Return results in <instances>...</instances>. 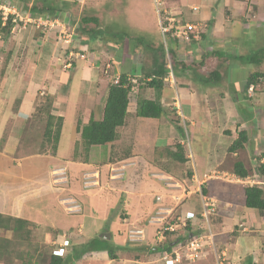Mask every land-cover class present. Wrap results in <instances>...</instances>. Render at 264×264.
Returning <instances> with one entry per match:
<instances>
[{"label":"crops","instance_id":"0c3cea01","mask_svg":"<svg viewBox=\"0 0 264 264\" xmlns=\"http://www.w3.org/2000/svg\"><path fill=\"white\" fill-rule=\"evenodd\" d=\"M261 1L264 0H164L162 9L165 15H162L163 13L161 15L169 20L198 26L199 41L198 38L195 39L194 42L196 43L189 45L188 49L192 53L199 51L205 53V55L202 54L204 62L206 58L207 60L213 58L228 59L232 54H227L226 51L229 49L232 51L240 50L239 47L245 43V37L252 30L262 29L259 27L264 21V11H259V7L262 6ZM161 19L158 16V24L162 23ZM157 33L159 32L157 31ZM238 37L241 38L240 42L236 40L237 44L230 41ZM8 39L12 40L11 36ZM8 39L6 41L11 42ZM15 39L16 42L12 41L10 49H7L13 53L12 59L6 64L4 74L0 75V138L4 135L5 130L8 133L0 151V199L6 198L7 201L6 205L0 203V214L25 219L38 227L44 226L54 229L58 235L66 232L71 235L72 246L86 243L97 237L96 234L108 226V237L114 244L116 258L110 259L105 251H94L85 254L73 264H158L165 256V252H157L155 249L163 248L166 244L160 243L162 239L156 235L159 224L156 223L158 219L154 214L158 212L154 208L155 204L151 203L150 205L147 199L132 197L129 194L125 196L121 191H117L118 193L115 191V185L120 184V180L126 176V170H136L135 154H132V150L135 149L137 140L132 144L129 156L114 161L107 160V162L101 163L106 167L102 166L101 170H93L90 173L88 170L91 164L74 160L71 151L65 158L59 155L58 150L55 156L31 152L25 154L21 159L13 157L20 147L19 138L24 125L32 116L40 96L52 95L54 97L53 113L65 119L67 103L74 88L72 73H75V68L78 70L77 65L74 67L72 63H68L71 56L65 55L57 44L54 33L37 31L33 26L22 24L21 31ZM6 41H1L0 45H6ZM231 44H234L232 45L233 48H230ZM178 52L181 53V50ZM222 53H225L227 57H223ZM115 62L112 56L110 58L111 65L115 66ZM94 65H97L95 61ZM70 66L74 67L73 72ZM84 67L82 69L83 77H87L90 66ZM133 68L137 69L135 65L133 67L130 65L127 69L119 72H126L127 70L132 72L134 71ZM70 72L71 74H69ZM194 74L192 75L194 79L191 77L192 79L189 78L190 81L183 83L190 86H187L189 91L185 89L184 100L187 99V102H183L181 98L178 99L182 106V115L195 126L198 117L192 111H194L196 104L204 103L207 96L212 100L217 99L218 105L222 106L221 110L225 112L220 101L225 100L227 93H229L228 105L232 107H230L229 116L234 118L235 114L241 117L238 123L234 118V125L240 127L238 133L244 132L249 135L251 131L246 130V125L252 121L250 128H252L253 134L251 133V135L253 138L248 139L247 145H250V150L247 149L248 152L252 155L264 154V127H260L261 120H264V90L261 91L259 88L260 93L256 95V102L247 104L243 99L238 100V98H240L239 95H242L245 84V81L242 82L243 77L246 80L248 74L245 73V76L241 74L237 80H234L233 76L227 77L223 85L218 83L213 88L208 89L211 90V94L208 91L204 92L203 90L201 92L199 90L201 88L195 83L197 76ZM175 80L180 81L181 78L175 77ZM103 82L106 83L97 73H93L89 80L81 79L76 111L81 101H84L87 106L86 112H93V108L97 104L94 93L99 87H103ZM234 82L238 83L237 87H234ZM165 88L166 91L163 93ZM172 89L171 86L163 88L160 100L162 106V98L173 100L176 96ZM229 89L232 92H229ZM184 110L187 113H184ZM248 113H251L252 117H248ZM93 114L96 120L102 116V113L100 117L94 112ZM133 114L134 109L132 118ZM132 118L129 117L128 123H131L130 119ZM138 121L141 120L138 118ZM134 126L135 130L139 129V125ZM206 130L208 131V129ZM233 136L234 133L232 138H234ZM236 139L237 137L232 140V143ZM167 145L168 140L164 141L163 138L158 140L157 138L152 147L153 149L163 148ZM137 146L140 148V145ZM247 150L245 144L242 149L229 156L228 164H226L228 167L224 165V162L221 164V161H218V166L212 170H204L206 163H204L203 168L202 163L197 168L200 163L196 164L192 159L193 176L191 182L193 178L195 181L205 180V175L213 170L233 172L232 164L236 156L243 154L248 157L250 154L247 153ZM256 150H260V153H256ZM198 153L200 155L201 150H198ZM91 156L95 160L96 156L99 157L96 153ZM122 160H127V162ZM200 160L201 156L197 158L198 162ZM242 160L245 167L252 163L249 159ZM222 165L224 167H219ZM91 173H93V177H90ZM80 179L81 181H79ZM78 181L88 189L81 192L76 190L79 185ZM175 183L181 186L179 181L175 180ZM192 183L191 188L197 190L195 183ZM244 187L245 185L240 182L226 183L218 179L209 180L205 184L207 193L220 200H218L217 213L210 218L215 248L219 256H224L227 264H264V214L261 215L244 205ZM104 192L105 195H102ZM235 192L237 193L236 196L233 194ZM141 195L143 196V194ZM118 198L121 202L124 199L122 206L127 217L119 219L116 216V218L111 216L110 223L106 225L110 211L111 214L112 211H116L113 208ZM193 200L195 199L193 198ZM180 207L181 214L178 215L180 218H184L187 212L200 210L199 205L189 206L188 203L184 207ZM135 216L141 217L142 220L138 221ZM196 230L204 233L202 228L197 229L196 227ZM50 233L47 232L46 235L48 236ZM198 262L199 264H215L212 251L208 250ZM196 263L182 260L175 264Z\"/></svg>","mask_w":264,"mask_h":264},{"label":"rangeland","instance_id":"374dc122","mask_svg":"<svg viewBox=\"0 0 264 264\" xmlns=\"http://www.w3.org/2000/svg\"><path fill=\"white\" fill-rule=\"evenodd\" d=\"M30 1L32 2L34 0H30ZM163 1L164 0H162V2ZM6 2L12 4L15 7H19L20 10H18L17 13H19L20 15H22V12H25L23 8L24 5L22 4V2H19V0H0V15L3 16V13H8V10L1 9ZM52 2L55 3L56 5L57 4L61 5L60 2L67 3V9L63 10L64 11L63 14L60 17H58V19L64 22L65 27L70 26V30L73 29L74 42L71 45L72 51L74 54L83 56L81 58L80 56L77 57L75 55L70 60L71 63H74V67L77 65L78 70L75 68V73H72L74 76V88L71 92L70 100L67 103V110H66V114H65L66 116L64 119V124L62 129V136L60 139V144L58 146L59 155L62 158H65L67 155H69L70 151L72 153L75 141L80 140V136L78 133H76L75 130L76 129L75 120H76V108L80 96L78 94H79L81 79L89 80L93 73H99V71L104 69L107 64H111L110 58H112V56L116 61L114 66V69L116 71L118 72L123 71L128 67H130V65H132V67L135 65L137 69L133 68L134 71L131 73L135 74L137 77L141 75L143 69L146 70L152 66L154 55H156L159 58V60L164 61L168 66L173 65L174 61L178 60V62H176L178 67H176L174 70L175 72L181 74L180 75L181 80L176 81L178 85L176 86L174 92L176 93V96L179 95L180 96L179 98L183 99V102H187V99L184 100V96H186L185 89L189 91L188 90L189 88L187 87L189 85H184L183 83L190 81L192 79L191 77L194 74V72L199 75L209 76V74L213 69L220 70L224 78L226 77L224 80L219 82L220 85H223V83H225L227 77L233 76V79L237 80L239 77H241V74H243V76H245L244 75L245 73L249 74L251 65H246V64L243 65L242 63H238L232 59L227 60V59L213 58L207 60L206 58V61L204 62V58H203L204 56H202V54L205 55V53H203L202 51H199L197 53L189 52L188 46L193 45L196 42L192 41L189 44L177 43V42L175 43L164 38L160 33H157V31L159 32V25H160V23L158 24L157 11H160L161 14L163 13L162 15H165V12L162 9L163 8L162 5H160L159 8H156L152 0H55V1L53 0ZM261 3L262 6L259 7V11H264V1H261ZM61 6L65 7V5H61ZM21 17L25 19V17L23 16ZM83 17L97 18L98 19L97 27L98 28L100 27L101 30L105 31L102 34L103 37L97 36V38L93 40V39H88L87 33L83 32L81 34L80 24H81V19ZM23 22L24 21H22L21 23L23 24ZM19 23L20 20H18L16 25ZM261 24L262 25H260L259 27H262V29H259L258 31L252 30V32L245 37L246 38L245 43H243V45L239 47L240 50L232 51L231 49H229V51H226V53L236 54V55H241V54L246 55V54H250L259 47H264V21H262ZM83 26L85 31L89 30V32L91 29L95 28L94 24L92 23ZM21 28L22 25L16 26L13 30L14 35H11L12 40L10 39L8 40H10L11 42L12 41L16 42L15 38L17 34H19V31H21ZM240 38L241 37H238L230 41L234 44H237L236 40L240 42L239 41ZM11 42L6 41V45L5 44L4 46L0 45V75L2 72V68H4L5 62L8 58L10 50L8 51L7 49H10ZM1 43L2 42L0 39V44ZM234 44H231L230 48H233L232 45ZM7 46L8 48H6ZM179 50H181V53L178 52ZM221 55L227 57L225 53H222ZM94 61L97 63V65L93 66ZM84 66L86 67L90 66V72L88 71L89 74L87 77H83L82 69L85 68ZM180 66L185 67L184 71L183 68L181 69ZM70 67L73 72L74 67L73 68L72 66ZM254 69L263 71L264 63L258 68H254ZM2 74H4V72ZM69 74H71V72ZM106 75L105 76L103 75V78H105L106 83L103 82L102 83L103 87H99L97 91L94 93L97 104H95L93 108V112L98 117L101 116L104 100H105V94H106L105 89L107 87L108 82L111 79L109 75L108 76ZM189 78L191 79L189 80ZM244 78L245 77H243L242 82L245 81ZM138 83L140 84V82ZM138 83L134 84L135 88H133L132 92L130 93L129 112L131 114L133 113L134 105L137 101L138 96L143 95L145 98L148 99H152L156 97V95L153 94L154 93L153 90L148 89L147 86L141 85L143 87L142 88L143 91L139 92V87L137 88ZM204 85L205 84H201L198 85V87L203 89ZM211 85L212 84H210L206 88H210ZM233 85L234 87H237L238 83L234 82ZM168 86H170L169 83H165L163 88ZM165 91L166 88L164 89L163 93ZM229 92H232V90L229 89ZM229 95L230 94L227 93L226 95L227 98L225 100L220 101L223 104V108L225 109V112L221 110L222 106L220 107L218 105L217 99L212 100L209 99L208 96L204 100V103L196 104L194 107L195 108L194 111H192L193 113L195 112L198 117L195 126L191 124V122L187 120L184 116L179 117L180 115H182V112L177 110V108L173 106V105L178 106V104L175 102V97L173 100L171 98L166 99L164 97L162 98L163 99L162 102L166 112L159 119L157 120L144 119L138 121V118L133 116V118L130 119L131 123L128 124L129 128L127 127L128 129H124L123 127L118 131L119 137L115 142L114 146L117 147L116 149L118 151V155L120 156L124 153L123 151L127 149L126 148L127 146L132 145L134 141L137 140V142L135 143L136 145L135 149L132 150V154H135L134 160L136 163L135 165L136 170L133 169L126 170L125 173L126 176L123 177L122 180H120L121 181L120 184L115 185L116 188L115 191L116 193H118L117 191H121L125 196L129 194L132 197L142 198L144 200L147 199V202H149L150 205L151 203L155 204L154 208H156L157 209L156 211L158 212L154 214L155 216H157L158 219L157 220L158 222L156 223L159 224V227L156 229V234L157 231H159L162 226H163L162 231L165 232L164 236L166 240L160 242L162 244L164 243L168 245L173 243L177 239L176 234L173 235L169 234V232L165 230V227L171 224L179 223L177 217L178 215L181 214L180 206L184 207V205L187 203L189 204V206L199 205L198 198L196 196L186 198L185 201L179 202L184 186H189V185L190 187L191 185L193 186L191 180H188L189 179L188 172L193 171L192 159L194 163L196 164L200 163L197 166V168L201 166V163L203 168L204 163H206L204 170H209V169L212 170L214 167H217L218 161H221V164L224 162L225 166H227L226 164H228V160L230 158L228 155V150L232 145V140L235 137H237L238 131H240L239 125H234V121L236 120L238 123L241 120L240 119L241 117L235 114H234V118H236L235 120L234 118H232V116H229L230 107H231L230 105H228L230 99ZM233 97L236 99L235 95H233ZM239 97L240 98H238V100L243 99L241 95H239ZM252 102L254 103L256 102L255 96ZM196 106L198 108L197 110H196ZM86 107H87L86 103H84V101H81L78 108L79 113L80 114L82 113L83 115L87 111ZM183 112L187 113L185 112V110ZM247 116L252 117V114L248 113ZM251 122H249V124L246 125V130L248 132L251 131L252 133V128H250L251 127L250 124H252ZM136 124L139 125L138 126L139 129L134 130L133 134L131 135L126 133L129 129L131 130L133 128L135 129L134 125ZM179 127L180 130L177 129ZM260 127H264V120H261ZM26 128H27L26 130L27 133H25L26 143L28 142V140L29 141L32 140L34 142L30 141V144L28 145L30 147H28L26 143L23 144L21 142L20 145L22 146H20L18 149L19 153L16 152L13 155V157L21 159L22 158L21 156L24 154L31 152L32 153L39 152L37 146L39 144V135L41 133L42 124H40V122L38 121H33L30 122V124ZM206 129H208V131ZM137 133L138 135L136 136ZM233 133H234L233 136L234 138H232ZM251 133L247 135L248 136L247 142L249 138H253V135H251ZM3 134L4 135L0 138V143L2 140L6 139V135L8 133L5 130ZM157 138L158 140H160L161 138H163L164 141L168 140L167 146L172 148L175 147V144L180 143L184 148V152L188 157L187 158L188 161L185 164H179L178 162H173V161L170 162L163 156H160L158 152L153 150L152 147L154 145V141H156ZM253 144L256 145L255 142H253ZM137 145H140V148ZM259 147L261 146L259 145ZM247 149L250 150V145H247L246 143V150ZM198 150H201L200 155L198 153ZM248 150L247 153L250 154L248 155V157L243 154L238 155V157L244 160L249 159V161L252 162L251 166L253 165L254 167L257 164V161H255V159H258V157L261 154L252 155V153H249ZM256 153H260V150L259 151L256 150ZM199 156H201L200 162L197 161V158ZM81 159H83V157H81ZM81 159L79 161H81ZM123 162H127V160L126 161L124 160ZM224 165L219 167H224ZM102 166L106 167L102 164L92 163L89 170L87 168L88 173L93 172V170L96 171L101 170ZM104 174H106V172H104ZM90 177H93V173H91ZM175 180L182 182V186L176 188ZM79 181H81V179ZM79 181H78L79 183L78 189L76 190L81 192L85 189H88L85 188L83 183ZM196 186H198V183L196 184ZM130 193H134L135 195ZM156 193L159 195V197H161L160 201L156 200V197L158 196L155 195ZM141 194H143V196ZM233 194L234 196L237 195L236 192ZM102 195H105V192L102 193ZM173 197L176 198L177 200L174 199ZM193 198L195 200H193ZM171 199H174L175 201ZM123 201L124 199L122 200V202ZM122 202L118 198L117 203L113 208L116 209V211H112V214L110 211L109 213L110 216L108 215L109 218L107 217L108 220L106 221V225L110 223L111 216L112 218L116 216L119 219L120 218L123 219L124 217H127L126 211L123 210ZM0 203L6 205L7 204L6 198H1ZM158 208H164V209L160 210ZM168 208H174V209H168ZM135 217H136L135 219H138V221L142 220L141 217H137V216ZM180 225L181 222L178 224V226L180 227ZM46 229L47 228L44 226H39L33 230V234H32V241H34L33 243H37L40 247L43 246L51 247L53 245V241L56 240L57 234L50 233ZM178 230L179 228L176 230V233H178ZM47 232L50 233L48 236L46 235ZM110 232L112 233V235H114L112 231ZM0 235L9 238L11 237L12 233L10 231L9 232L1 231ZM96 235L97 237H103L104 239L109 240V245L111 246L112 250L116 252L113 242H111V240L108 239V230L106 228L101 229ZM15 249L16 251L18 250V252L11 256V261H12L11 263L21 264V260L15 257L19 255L20 251H22V248L20 247V249L19 248L18 249L15 248ZM196 262L194 263L199 264L198 261Z\"/></svg>","mask_w":264,"mask_h":264},{"label":"trees","instance_id":"16d2710c","mask_svg":"<svg viewBox=\"0 0 264 264\" xmlns=\"http://www.w3.org/2000/svg\"><path fill=\"white\" fill-rule=\"evenodd\" d=\"M52 1L53 0H34L31 2L30 0H19V2H22L24 5L23 8L25 12L21 11L22 14L26 13L31 18L41 16L50 18L60 17L64 12L63 10L67 9V3L60 2L61 5H65V7H63L58 4L56 5ZM5 5L9 8H15L17 11L20 10L19 7H15L8 2H6ZM14 18L15 15L8 14L5 19H3V16L0 15L1 41L5 42L12 35L16 26ZM89 23H92L95 26V28L91 29L90 32L89 30L85 31L83 26ZM97 24V18L83 17L80 24L81 34L83 32L87 33L88 39L93 40L97 38V36L103 37L102 34L105 31L101 30L100 27L98 28ZM17 25H22V23L20 22ZM28 25L32 26L30 24ZM169 41L175 42L176 39H170ZM64 53L67 55L68 51H64ZM12 54L13 53L9 52L1 74L4 72L8 61H11ZM228 59H234L243 65L246 64L261 66L264 63V47H259L250 54L233 55ZM72 64L74 66V63ZM176 67L178 66L174 61L172 73L174 76L180 77L181 74L175 72L174 70ZM182 68L184 71L185 67H181V69ZM143 70L139 77L131 73L130 70H127L126 72H118L114 69V66H111L110 68L105 67L99 71V73H97L99 77L105 80L103 75L105 76L106 72H108L106 76L109 75L111 78H109L110 81L108 82L106 88L102 116L99 120H96L92 111L86 112L82 115V113L80 114L79 110L77 109L75 130L76 133L79 134L80 140L76 141L74 144L72 151V158L74 160L79 161L81 157H83L81 162L89 164H103L107 162V160L114 161L116 159H124L130 155L132 145L127 146V149L124 148L125 151H123L124 153L120 156L118 155V151L116 149L117 147L114 146V144L119 137L118 131L123 127L124 129L129 128L128 120L130 116L132 118V114L129 112L130 93L132 92L133 88H135L134 84L140 82V84L138 83L137 85V88L139 87V92L143 91L142 86H147V88L153 90V94L156 95V97L152 99L145 98L143 95L138 96L134 105V117L139 118L140 120L159 119L165 114L166 110L165 107L161 105L160 99L162 97L164 86L163 80L169 72L166 68V63L162 60H159V58L154 55L152 66L149 69ZM194 76H197L196 80L198 82L200 81L203 83H208L212 79L218 80L220 78V74L217 70L213 71L207 78L197 75V73H195ZM129 78H134L137 82L133 83L132 81L128 80ZM115 79H118L116 84L114 83ZM250 86H254L256 89L259 87L261 91L264 90V71L256 70L247 75L242 95V98L245 102L250 100V98L247 96V90ZM256 92L257 94L260 93L259 90ZM53 103L54 97L50 94H44L39 97L38 102L35 105L34 112L28 121H26L24 129L22 130V134L19 138L20 144L21 142L23 144L26 143V127H28L30 122H40V124H42V129L39 135V144L37 146L39 152H34L35 154L55 156L57 153L64 118L53 113ZM177 129L180 130V127ZM134 130L135 129L133 128L132 130H128L126 133L131 135L133 134ZM5 141L6 140L1 141L0 151L3 148ZM30 141L28 140L26 143L27 146L30 144ZM246 142V134L244 132L238 133L237 139L232 143L228 150L229 156H232L233 153L235 154L239 151V149H242ZM153 150L158 152L160 156H163L170 162L173 161L178 162L179 164H185L188 161L184 152V148L180 143L175 144V147L173 148L166 146L163 148H154ZM17 153H19V150H17ZM95 153L96 155H99V157L96 156V160L93 156H91ZM262 159H264V154H261L258 159H256V171L258 177L264 180V163H261ZM253 170V166L247 165L245 167L243 160L236 156L235 161L232 164V171L237 177L246 178L247 176L252 175ZM192 174V171L188 172L189 177H191ZM204 192L207 193L206 190H204ZM243 194V202L247 208L254 209L261 215L264 214V187L261 188L258 186H247L244 187ZM187 225L189 226L190 223L187 222ZM37 227L38 226L36 224L25 219L0 214V232L10 231L12 233L11 237L9 238L0 235V263L4 264L7 262L6 264H12L11 256L18 252V250L16 251L15 248L20 249V247L22 248V251H20L19 255H17L15 258L20 259L21 264H73L74 262L80 260L85 254L94 251H105L107 252V255L110 259L116 258L115 252L109 245V240L104 239L103 237H95L86 243L74 245L63 256L55 255V246L52 245L51 247H40L37 243H33L34 241H32V234L33 230ZM46 230L58 235L57 231L54 229L47 228ZM172 247V244H168L163 248L155 249V251H164L170 253L172 251Z\"/></svg>","mask_w":264,"mask_h":264},{"label":"clouds","instance_id":"9594fccd","mask_svg":"<svg viewBox=\"0 0 264 264\" xmlns=\"http://www.w3.org/2000/svg\"><path fill=\"white\" fill-rule=\"evenodd\" d=\"M153 1V0H152ZM154 3V2H153ZM162 4H163V2H162ZM155 5V4H154ZM3 6H5V7H7L6 5H3ZM9 8V7H8ZM10 9H14L15 11H16V9L15 8H10ZM18 11H16V13H17ZM18 14V18L17 17H15L14 19H16V23L18 22V20H20V22H22V21H24L23 22V25L24 26H27L28 24H30V25H32L36 30H40V31H45V32H50V33H54V37H55V40H56V33L58 32V29H53V30H48L47 28H44V27H39V28H37L36 27V25L35 24H33V23H30V22H27V19H44V20H46V19H49V20H58L59 22H61V23H63L61 20H59L58 19V17H55V18H50V17H36V18H31L28 14H22V15H20L19 13H17ZM11 15V14H10ZM21 16H23V17H25V19H23ZM158 16L160 17V18H162L161 19V24L160 25H164V26H167L168 24H169V22H168V20L169 19H166V18H164L162 15H161V12H160V14H158ZM21 18V19H20ZM175 21V20H174ZM64 24V23H63ZM184 24H189V23H186V22H182V21H175L174 23H173V25H176V26H178V25H184ZM160 25H159V33L161 34V31H160ZM191 25H194V24H191ZM65 26V25H64ZM194 26H196V28H197V30H196V34H194V33H192L191 35H189V40H185V39H183V38H176V37H174V36H172L173 35V31H170L169 33H166L165 35H162L164 38H166V39H168V40H170V39H176V41L175 42H177V43H186V44H189L190 42H192V41H194L195 39H197L198 38V41H199V36H200V32H199V29H198V26L197 25H194ZM69 31H72L73 32V29L72 30H70V26L69 27H66ZM73 35H74V32H73ZM167 37H169V38H167ZM73 38H74V36H73ZM196 41V40H195ZM197 41V42H198ZM56 42H57V40H56ZM73 42H74V39H73ZM59 45V44H58ZM60 47H61V45H59ZM61 49L63 50V51H68V56H69V54H70V52H72L73 53V51H72V46L69 48V49H65V48H63V47H61ZM169 52V51H168ZM75 55H77V54H74L73 53V56H75ZM234 54H232L231 56H233ZM236 55V54H235ZM73 56L72 57H70V60L73 58ZM224 57V56H223ZM69 60V61H70ZM227 60H229V59H227ZM238 62V61H237ZM68 63H71V62H68ZM175 63H176V61H175ZM239 63V62H238ZM111 64H107L106 65V68H107V66H109L108 68H110L111 66H110ZM173 65H174V63H173ZM173 65H171V66H168V65H166V68L168 69V75L165 77V79L163 80L164 81V84L165 83H169V85L173 88L172 90H173V92H174V90H175V88H176V86L178 85L177 83H176V80H175V77L176 76H174L173 75V73H172V69H173ZM176 65H177V63H176ZM181 67V66H180ZM259 66H253V65H251V69H250V71H249V74L251 73V72H254V71H256V69H254V68H258ZM215 70H217V69H213L212 71H211V73L213 72V71H215ZM218 72H219V74H220V78L218 79V80H215V79H212L210 82H208V83H203V82H198V81H195V83L197 84V85H201V84H205L204 86H203V89H199L201 92H203V90H204V92H206V91H208V93L209 94H211V90H208V89H211V88H213L214 87V85L215 84H218L219 82H221L222 80H224L225 78H224V76L222 75V73L220 72V70H217ZM257 71H259V70H257ZM264 71V70H263ZM210 73V74H211ZM106 74H107V72H106ZM209 74V75H210ZM200 76H202V75H200ZM202 77H208V76H202ZM134 79V78H133ZM135 80V79H134ZM136 81V80H135ZM210 84H212L211 85V87L210 88H206L207 86H209ZM258 89H259V87H258ZM258 89H256V87H254V86H250L249 88H248V90H247V96L250 98V100L248 101V102H246L247 104H252V100L254 99V96H255V98H256V95H257V90ZM243 91H244V89H243ZM243 91H242V95H243ZM174 94L176 95V93L174 92ZM242 95H241V97H242ZM207 96V95H206ZM179 99V95H177V96H175V102L178 104V106H179V108H178V106H176V105H174L175 106V108H177V110H179V111H181V103H180V101L178 100ZM179 111H177V112H179ZM182 112V111H181ZM176 115H178V114H176ZM181 116H183V115H180L179 117H181ZM184 119V118H183ZM155 120H157V119H155ZM246 136H247V134H246ZM238 137V136H237ZM181 138V137H180ZM247 143V142H246ZM245 143V144H246ZM244 144V145H245ZM243 145V146H244ZM187 157V156H186ZM188 158V157H187ZM261 163H264V159H262L261 160ZM193 172V171H192ZM192 176H193V174H192ZM192 176L191 177H189V179L188 180H191L192 179ZM212 179H218V180H221V181H223V182H226V183H232V182H240V183H242V184H244L245 185V187H247V186H258V187H261V188H263V186H264V180L263 179H261V178H259L258 177V174H257V171H256V166H254V170H253V175H249V176H247L246 178H239V177H237L233 172H231V173H229V172H227V171H225V172H223V171H220V170H213V171H211V172H209V173H207L206 175H205V180H203V181H195V179L193 178V181L192 182H194L195 183V186H196V184L198 183V186H196L197 187V190L196 189H192L191 187H192V185H191V187H190V185L189 186H184V189H183V191H182V193H181V196H180V199H179V202H183V201H185L186 200V198H190V197H192L193 195L194 196H196L197 198H198V202H199V208H200V210L198 211V212H187L186 214H185V216H184V218H180L179 216L177 217V218H180L182 221L184 220L185 221V226H181L180 225V227H178L179 228V230H178V233H176V231L175 232H173V233H170L169 231V234H176V236H177V239L173 242V243H171L172 244V251L170 252V253H167V252H165L164 254H165V256H163V258L161 259V261L158 263V264H164L166 261H168V262H166L165 264H175V263H179V262H176L175 261V256H174V254H173V251L174 250H177L178 248H179V243H185L187 240H189L190 238H192V237H195V236H197V235H202V236H206L207 235V233H208V228H209V230H210V232L212 233V235H213V242H214V234H213V231H212V228H211V226H210V218L212 217V216H214L216 213H217V210H218V207H219V201H218V199H216L215 197H213V196H210L208 193H205L204 192V190H205V184L207 183V181H209V180H212ZM180 184H181V186H182V183L180 182ZM193 184V183H192ZM175 185H176V188H179V187H181V186H178L176 183H175ZM207 192V191H206ZM201 195L203 196V197H207V198H210V199H212L214 202H215V212L212 214V215H210V217H209V220H208V224L206 225V223L201 219V212H202V203H201ZM159 196V195H158ZM174 198V197H173ZM174 199H176V198H174ZM174 199H171V200H173V201H175ZM177 200V199H176ZM189 213V215H191L190 216V218L189 217H187L186 215ZM187 222H189L190 223V225L188 226L187 225ZM180 223V222H179ZM195 227V228H194ZM196 227H197V229H199V228H202L203 230H204V233H202V232H199V230L197 231L196 230ZM194 228V229H193ZM161 230V229H160ZM160 230L159 231H157V237L158 238H161L162 239V241H165L166 240V238H165V236H164V233H163V236H161L160 235ZM186 230V234H184V231ZM63 234H66L68 237H69V242H70V245L68 246V247H66V252L69 250V249H71L73 246H72V238H71V235L70 234H68V233H62L61 235H57V237H56V239H58V238H61L62 237V235ZM55 241V240H54ZM53 241V242H54ZM161 241V242H162ZM54 246V245H53ZM175 247V248H174ZM208 250H210V251H212V253H213V255H214V258H215V262L214 263H216V257H220V258H224V256H219L218 255V252H217V250H216V248H215V242H214V249L213 250H211V249H209V248H207L206 250H205V252H204V254H203V256H205V254H206V252L208 251ZM66 252H65V254H66ZM64 254V255H65ZM203 256L199 259V260H201L202 258H203ZM182 260H185V259H182ZM181 260V261H182ZM198 260V261H199ZM180 261V262H181ZM186 261V260H185ZM187 262H189V261H187ZM224 262L226 263V260H225V258H224ZM189 263H194V262H189ZM227 264V263H226Z\"/></svg>","mask_w":264,"mask_h":264},{"label":"built area","instance_id":"2783aa9c","mask_svg":"<svg viewBox=\"0 0 264 264\" xmlns=\"http://www.w3.org/2000/svg\"><path fill=\"white\" fill-rule=\"evenodd\" d=\"M156 8H159L160 5H162V0H153ZM1 9L8 10V13H3V19L8 14L15 15V17H19L18 14L14 9H10L8 7L3 6ZM158 14H160V11H157ZM21 19V18H20ZM14 22H16V19H14ZM27 22L33 23L36 25L37 28L44 27L48 30L58 29V32L56 33V40L57 44L61 45V47L65 49H69L73 43V32L69 31L63 23L59 22L58 20H49V19H27ZM169 24L167 26L160 25V31L162 35H165L166 33H169L170 31H173V35L176 38H183L185 40H189V35L192 33L196 34V26L191 24H184V25H173L175 22L174 20H168ZM197 35V34H196ZM69 56H73V53L70 52ZM77 57L80 55H76ZM81 58L83 56H80ZM109 66H107L108 68ZM129 81H132L135 83L136 81L132 78L128 79ZM118 82V79H115L114 83L116 84ZM201 203H202V212H201V219L208 224V220L210 215H212L215 212V202L207 197H203L201 195ZM157 201L161 200V197H156ZM190 218L191 215L189 213L186 215ZM179 222H181V226H185V221L181 220L180 218H177ZM178 224H171L167 227H165L166 231H169L170 233L175 232L178 229ZM163 227V226H162ZM160 231V235L163 236L164 231ZM184 234H186V230L184 231ZM53 245L56 247L54 250V254L58 256H63L66 252V247L70 245L69 237L66 234H63L61 238L56 239L53 242ZM179 248L177 250L173 251V254L175 256V261L180 262L182 259H185L189 262H196L198 261L204 254L205 250L207 248L213 250L214 249V242H213V235L210 232L208 228V233L206 236L197 235L195 237L190 238L185 243H179ZM168 262V261H166ZM165 262V263H166ZM164 263V264H165ZM215 264H226L224 262V258L216 257V263Z\"/></svg>","mask_w":264,"mask_h":264}]
</instances>
